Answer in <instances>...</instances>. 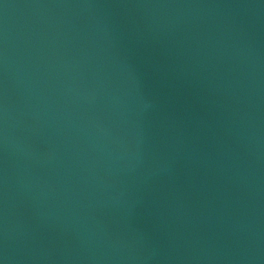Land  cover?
Wrapping results in <instances>:
<instances>
[{
	"label": "water",
	"instance_id": "obj_1",
	"mask_svg": "<svg viewBox=\"0 0 264 264\" xmlns=\"http://www.w3.org/2000/svg\"><path fill=\"white\" fill-rule=\"evenodd\" d=\"M0 264H264V0H0Z\"/></svg>",
	"mask_w": 264,
	"mask_h": 264
}]
</instances>
